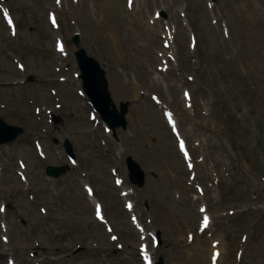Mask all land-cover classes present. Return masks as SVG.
<instances>
[{"label":"rangeland","instance_id":"1","mask_svg":"<svg viewBox=\"0 0 264 264\" xmlns=\"http://www.w3.org/2000/svg\"><path fill=\"white\" fill-rule=\"evenodd\" d=\"M158 1L170 3L173 10L177 6L185 7L187 17L199 34L197 64L200 74L198 71V83L195 87H199L201 83L210 89L215 103L203 121L209 130L197 127L195 130L197 138L203 139L201 153L206 162L200 167L197 180L205 188L210 173L215 169L220 171L223 184L220 185L218 194L220 203L214 213L210 212L216 222L214 227L219 232L220 228L229 226L233 237L228 239L226 244L228 249H234L238 240L237 233L242 230L235 224L238 217L233 215L227 218L224 217L225 213L220 214L219 211L236 207L242 209L244 213L241 214L244 215L245 221L257 223L249 231L243 261L245 264H264V61L255 51L244 52L242 57L238 52L239 43L236 38L243 32L248 38L246 45L251 47V28L254 25L264 26V14L262 13L261 19L256 20L257 24L250 19L248 26L243 22L235 24L238 22V16L231 5L233 0H219L217 9L211 12L207 10L204 0ZM9 2L18 23L19 34L10 39L0 20V81L22 76L16 71L6 53L21 57L38 81L45 79L52 72L49 60L52 43L49 34H46L45 18L46 7H49L51 2ZM90 6L95 12L88 9ZM209 14H214L215 26L211 24ZM95 15L98 17L97 21L94 19ZM254 15L256 16V12ZM129 18L124 12L122 0H82L81 4L73 7L69 13L60 14L65 39H68L71 26L75 27L81 35L82 46L107 69L113 96L116 99L130 100L129 128L133 136L127 140L123 139L124 145L127 153L133 154L144 169L153 175L148 183L150 188L146 201L151 214L147 217H150L153 229L161 230L162 241L170 250L169 244L173 241L178 242V245L182 244L186 235L184 229L190 222H195L196 205L191 203L192 188L187 183V173L169 135L162 128L155 107L148 98L133 101L134 90L139 88L137 84L141 82L142 76H148V69L153 67V56L145 52V32L138 29ZM221 21L226 23L230 33L229 45L222 40L224 37L219 25ZM248 27L249 31L244 30ZM110 32L121 38L117 46L116 36L108 41L107 34ZM183 34L177 37L176 43L180 49L181 65L186 72L189 61L186 60L187 38ZM68 48L72 50L71 44H68ZM139 86L143 89L141 84ZM70 88L64 87L66 91ZM156 88L155 91L160 93L159 87ZM123 89L126 91L122 92ZM170 90V87L166 88L160 96ZM43 92L45 96H41ZM30 95H40L36 103L38 105L52 104V99L50 101L47 97L46 87L40 82L25 87L4 90L0 88V103L5 104L0 114L25 126L26 135L36 131L29 115V106L25 103V97ZM175 95L177 96L176 92ZM44 97H47L50 103H46ZM197 97L205 98V95L196 89L194 99L197 100ZM61 101L62 108L57 112L64 117L67 124L60 132L51 127L50 138L56 136L62 139L65 135L63 132L71 133L80 170L86 171L95 180L97 187L109 194L112 191L106 173L107 162L101 158L99 147L95 145L89 148L87 140L81 134L88 130V125L82 122V119L86 118L87 109L79 106L75 96L74 99L70 95L64 96ZM26 118L30 121V126L27 125ZM193 121L197 122V117H193ZM38 124L41 128L46 126L45 121ZM30 144L27 136L20 138L17 144L18 150L23 152L20 154L27 159L28 174L37 180L29 177L28 191L26 192L13 174L10 181L0 177V195L11 202L7 219L10 248L14 257L20 259L23 252L28 253L31 250L29 247L35 248L37 240L39 253L44 256L43 260L37 259L39 264H128L122 257L131 253V248L126 247L127 252L117 254L115 244H109L101 231L102 228L92 221V210H89L80 197L76 180L69 174L52 178L51 181L40 178L39 160L32 149L30 151ZM45 145L47 151H52L49 140L45 141ZM10 154L13 155L14 152ZM50 156V160H56L53 154ZM242 158L248 161L245 167L241 165ZM6 159L10 161L9 156H6ZM238 161L239 166L236 165ZM12 167L9 169L12 170ZM76 173L75 176L79 171ZM215 187L214 184L212 188ZM30 192L35 194L34 198ZM179 193L180 198H175ZM234 196L236 199L232 201ZM42 209L45 212H42ZM250 209L258 210L251 212ZM108 217L115 232L120 234V243L127 240L128 234L133 235L127 227L125 215L117 217L112 214ZM123 228L128 231L121 232ZM203 243L208 246L205 241ZM76 244H81L82 247L75 255H71L70 251ZM164 256L167 264H201L195 258L189 260L176 248L164 253Z\"/></svg>","mask_w":264,"mask_h":264},{"label":"snow or ice","instance_id":"2","mask_svg":"<svg viewBox=\"0 0 264 264\" xmlns=\"http://www.w3.org/2000/svg\"><path fill=\"white\" fill-rule=\"evenodd\" d=\"M59 2H60V0H57V3H59ZM128 4H129V7H131L132 6V0H128ZM4 18L7 20V22H8L9 25L12 24V20L9 17V14H8L7 11H4ZM51 19H52V24L55 27L56 26V20H55L54 16H52ZM57 47H58V50L59 51H61V52L64 51L63 47L59 43L57 44ZM185 95L187 96V93H185ZM153 99H155V97H153ZM164 115L168 118L169 123H173V121H172V114L171 113H165ZM173 131H175V127H173ZM180 150L182 152H184L185 157L187 158V152H185V146H184V142L182 140L180 141ZM117 183H119V181H117ZM88 191H89V194H91V191L92 190L89 189ZM127 207L131 208V204L127 205ZM3 210L4 209L2 207H0V211H3ZM200 211L203 212V211H205V209L201 208ZM96 215H97L98 218H102L101 217V209H100V205L99 204L96 205ZM133 219H135V218H133ZM208 222H209V218L207 216H205L203 218L202 228L203 227H207ZM112 239L115 240V239H117V237L113 236ZM189 239H191V237H189ZM141 252H142V254L144 256V260L146 262H148V264H150L148 255L144 251V248L143 247H141ZM212 260H213V264H215L216 254L213 255Z\"/></svg>","mask_w":264,"mask_h":264},{"label":"bare ground","instance_id":"3","mask_svg":"<svg viewBox=\"0 0 264 264\" xmlns=\"http://www.w3.org/2000/svg\"><path fill=\"white\" fill-rule=\"evenodd\" d=\"M1 248H2V246L0 245V255H2V254H1ZM211 250H212V249H210V253H211Z\"/></svg>","mask_w":264,"mask_h":264}]
</instances>
